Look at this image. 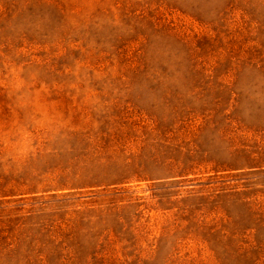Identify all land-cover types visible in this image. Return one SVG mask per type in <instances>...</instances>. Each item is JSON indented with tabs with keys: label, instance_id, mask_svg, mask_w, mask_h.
Segmentation results:
<instances>
[{
	"label": "rangeland",
	"instance_id": "1",
	"mask_svg": "<svg viewBox=\"0 0 264 264\" xmlns=\"http://www.w3.org/2000/svg\"><path fill=\"white\" fill-rule=\"evenodd\" d=\"M0 264H264V0H0Z\"/></svg>",
	"mask_w": 264,
	"mask_h": 264
}]
</instances>
